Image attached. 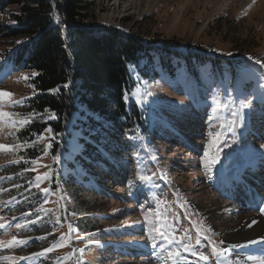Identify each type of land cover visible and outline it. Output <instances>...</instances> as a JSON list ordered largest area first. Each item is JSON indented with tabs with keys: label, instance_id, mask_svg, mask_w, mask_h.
<instances>
[{
	"label": "rangeland",
	"instance_id": "obj_1",
	"mask_svg": "<svg viewBox=\"0 0 264 264\" xmlns=\"http://www.w3.org/2000/svg\"><path fill=\"white\" fill-rule=\"evenodd\" d=\"M118 1L96 0L90 11L95 16V24L138 34L158 43L175 41L184 45L190 41L193 46L201 44L214 57L219 56L215 59V68L199 70L198 82L184 69L176 74L162 71L155 81L138 82L131 100L138 103L147 117L155 118V127L153 120L142 114L137 126L128 130L127 138L117 143L122 153L109 152L105 157V164L112 163L114 170L113 166H106L89 188L90 193L77 194L74 199L67 200L57 187L49 185L50 174L44 170L42 158L23 173L5 176L0 172V223L6 225L5 229H0V241H10L13 236L26 241L12 248L0 247V257H16L15 260H0V264H175L154 230L161 214L174 227L177 239L185 237L184 242L190 243L196 252L210 257L208 264H216L212 256L213 244L230 247L229 258L237 254L240 257L261 256L259 243L251 244L250 241L263 242L264 233L234 242L226 235L231 231L237 233L236 223L242 218L248 220L251 213L264 219L260 206L245 210L244 206L236 205L231 194L237 186L243 187L245 193L250 189L245 182L238 184L246 181L245 176L254 182L256 192L264 195V0H120V5ZM14 8L9 7L7 12ZM10 43V39L2 40L0 49L11 48ZM239 58L243 59L237 61ZM33 73L17 71L0 63V90L12 93V99L23 100L24 105L34 93L30 84ZM24 76L29 79L25 81ZM214 95L230 104L234 98L241 97L252 101L251 108L245 110L243 122L237 124L234 133L225 129L218 145H212L208 135V114ZM18 107L3 110L27 117L24 111L17 110ZM226 118H231L229 111L220 114V121ZM214 123L217 126L211 131L215 134L220 129L219 122ZM19 131L0 127V144L19 145L11 152L0 151V171L20 164V151L31 144L19 139ZM217 148L220 149L219 160L209 170L206 164L210 163ZM206 151L209 157H205ZM242 165L246 169L239 175L242 179L229 180L236 177ZM46 173L47 178H43ZM140 175L150 176L151 180L141 181ZM37 176L42 177L39 182ZM7 181L17 182V188L32 185V190H21L19 195L12 197ZM33 187L40 195L34 194ZM52 188H56L57 196L51 192ZM44 189L50 190L48 194ZM234 196L240 194L234 193ZM67 201L79 213L81 203L87 202L94 208L82 210L84 218L87 216L83 229L73 226L74 211L71 218L64 217V225L59 224L60 216L55 211ZM35 203H39L36 208ZM260 205L264 209V197ZM215 211L216 215L212 213ZM33 214L41 216L35 219ZM45 221L58 225L53 228L54 233L62 235L69 230V236L62 235L58 245L44 246L36 234L49 225L44 224ZM17 224L21 227H16ZM197 228L202 233L198 245ZM252 228L250 224L246 231ZM41 245L43 248H39ZM236 245L240 247H232ZM49 248L52 251H46ZM180 251L186 264H204L191 252L183 248ZM40 253L43 255H38ZM56 254L60 256L51 261L49 255Z\"/></svg>",
	"mask_w": 264,
	"mask_h": 264
},
{
	"label": "trees",
	"instance_id": "obj_2",
	"mask_svg": "<svg viewBox=\"0 0 264 264\" xmlns=\"http://www.w3.org/2000/svg\"><path fill=\"white\" fill-rule=\"evenodd\" d=\"M95 1L0 0V42L12 40L11 48L0 49V63L37 74L30 81L35 94L17 108L26 115L33 114L31 123L18 132L21 141L31 144L20 151V164L0 172L5 176L23 173L33 161L42 158L44 170L50 174L49 185L57 187L69 201L77 194L90 193L89 188L106 166H113L114 170L112 163L105 164V157L109 152L122 153L117 143L127 138L128 130L137 126L142 114L151 118L155 127V118L147 117L138 103L131 100L138 82L155 81L162 71L176 74L183 69L198 82V71L205 67L214 69L215 59H219L201 44L158 43L97 25L90 13ZM9 7L15 8L7 12ZM228 62L231 63L229 59ZM65 84L68 86L64 87ZM32 179L33 176L28 182ZM16 184L6 183L12 197L21 190H32V185L17 188ZM52 189L57 196L56 188ZM33 190L40 195L34 187ZM69 201L55 211L60 216L59 224L64 225V217L71 218L74 211L73 226L83 229L87 216L84 218L82 210L94 208L84 202L79 205V213ZM26 203L27 200L22 205ZM88 203L93 204L92 200ZM38 206L35 203L34 208ZM40 216L32 215L35 219ZM44 224L49 225L36 234L44 246L58 245L62 235L66 238L70 234L67 230L59 235L53 232L58 225L47 221ZM57 256L60 255H49V259L54 261Z\"/></svg>",
	"mask_w": 264,
	"mask_h": 264
},
{
	"label": "snow or ice",
	"instance_id": "obj_3",
	"mask_svg": "<svg viewBox=\"0 0 264 264\" xmlns=\"http://www.w3.org/2000/svg\"><path fill=\"white\" fill-rule=\"evenodd\" d=\"M57 22H59L57 18ZM256 63H261L260 61H256ZM262 67H264V64H262ZM37 75L36 73H33V76ZM23 79L27 81L29 77L24 76ZM68 85L65 84L64 87H67ZM33 88H35L34 85H32ZM58 90V89H57ZM53 90V91H57ZM35 94V92L33 93ZM12 93L0 90V127H7L11 129H16L19 131L21 128L25 127L27 124L31 123V117L33 116L32 113H29L27 117H20L19 113H13L4 111L3 109L5 107H18L23 105V100H13L12 99ZM127 99V95L125 96ZM252 105V101L249 100L247 97H241L239 99L234 98L232 100V103L230 104L227 100H222L219 95H214L212 97L211 103H210V112L208 114V123H209V137L212 138L211 144L212 145H218L221 142V138L225 134V129L231 132H235V128L238 123H242L245 116V110L250 109ZM229 111V115L231 118H226L224 121H220V114ZM219 122V131H217L215 134L211 131V128L216 127L217 124L214 123ZM46 131H51V129H47ZM43 139V137H40ZM19 145L13 146V145H5L0 144V151L4 152H11L14 150V148H18ZM48 147H51V145H48ZM219 151L220 149L217 148L216 153L213 154L210 158V163H207L206 166L211 169L212 165H215L219 160ZM138 155V153H137ZM205 157H209V152H205ZM54 159H59L58 157ZM33 164L37 163V161H33ZM43 178H47V173L44 174ZM42 179V177L37 176L36 180L39 182ZM139 179L141 181H150L151 177L147 175H140ZM45 194L49 191L48 189L43 190ZM264 211V209H261ZM195 226V225H194ZM16 227H21V225L17 224ZM6 225L0 223V229H5ZM154 230L156 231L157 235L160 237L162 243V247L165 248V250L168 251L169 258H172L175 261V264H181L182 261L186 264V258L182 256L180 248H183L186 252H191L192 255L198 256V258L204 262V264H208L210 257L204 255L203 253H198L194 250V248L191 246L190 243H185V237H180L179 239L176 238L175 235V229L174 227L170 226L167 223V218L164 217L162 214L158 216L156 224L154 225ZM197 238H196V244L201 243V229L197 228ZM185 236H187V233H185ZM152 238V237H150ZM187 239L191 241V237L187 236ZM204 239H207L206 236H204ZM262 241H250L251 244L260 243ZM26 241L24 240H17L15 236L10 241L4 242L0 241V247L2 248H12L13 246H19L25 244ZM209 243H212L209 241ZM223 243V242H221ZM173 245H179V247H173ZM232 247H240L239 245L232 246ZM46 251H52L51 248L46 249ZM231 251L230 247H218L215 244L212 245V256L215 257L216 264H248V262H251V264H264V255L261 256H253L248 255L246 257H240L238 254L234 258H229L228 253ZM38 255H43V253H40ZM16 257L11 256H3L0 257V260H15Z\"/></svg>",
	"mask_w": 264,
	"mask_h": 264
},
{
	"label": "bare ground",
	"instance_id": "obj_4",
	"mask_svg": "<svg viewBox=\"0 0 264 264\" xmlns=\"http://www.w3.org/2000/svg\"><path fill=\"white\" fill-rule=\"evenodd\" d=\"M120 1V0H119ZM118 1V2H119ZM249 1H251V0H249ZM120 3L121 2H119V5H120ZM235 173V172H234ZM241 173H243V168H240L239 167V169L237 170V172H236V177H235V175H234V177H230V179L229 180H231L232 182H236L237 181V179L238 180H240V179H242V177L241 176H239V175H241ZM232 175V174H231ZM238 175V176H237ZM244 179V178H243ZM246 179V178H245ZM257 200V198H253L252 197V199H250V200H247V201H243V202H241L240 203V205L238 206V207H243V206H246V205H248V207L249 206H254L255 205V201ZM223 207V206H222ZM220 208V207H219ZM229 208V207H228ZM221 209V208H220ZM223 209V208H222ZM241 209V208H240ZM212 211V210H211ZM218 211V210H217ZM221 211H219V213H220ZM213 214H215L216 215V211H215V213L214 212H212ZM218 213V212H217ZM227 213V212H226ZM225 213V214H226ZM220 214H222V213H220ZM214 215V216H215ZM213 217V216H212ZM211 217V218H212ZM217 217V216H216ZM215 217V218H216ZM263 218V217H262ZM261 217H260V215L259 214H255V213H251L249 216H248V220H245L244 218H242L239 222H237L236 223V225H235V227H237L238 228V231H237V233H234L233 231H231V233L229 232L226 236H228L229 237V239L230 240H232L233 242L234 241H237V240H243V239H245V238H247V237H253L254 236V234L256 233V234H261V233H264V219H262ZM213 220H214V217H213ZM245 220V221H244ZM238 221V220H237ZM216 223V222H215ZM253 225V228L252 229H250V230H247L246 231V227L248 226V225ZM236 230V229H235ZM247 232H250V234H246ZM246 234V236H244ZM235 236H239L238 238H235ZM254 239V238H253ZM250 262H248V264H249Z\"/></svg>",
	"mask_w": 264,
	"mask_h": 264
}]
</instances>
